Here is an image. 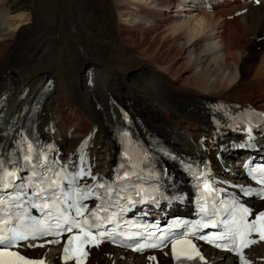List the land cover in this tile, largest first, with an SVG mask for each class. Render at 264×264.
Segmentation results:
<instances>
[{
	"label": "bare ground",
	"instance_id": "1",
	"mask_svg": "<svg viewBox=\"0 0 264 264\" xmlns=\"http://www.w3.org/2000/svg\"><path fill=\"white\" fill-rule=\"evenodd\" d=\"M6 1L0 0V95L7 93L11 103L18 102L19 111L28 98L35 96L45 79L43 74L33 76L42 70L40 64L52 40L46 42L44 53L32 62L29 71L30 66H25L29 61L23 60L20 54L27 31L23 22L27 16L12 14L10 8H6ZM57 1L62 14L52 26L46 24L41 35L65 25L67 30H77L72 19L80 18L83 19L80 22L89 23L88 30H94L96 24L89 21L86 12H95L97 6L93 4L99 3L102 7V1L73 4V10L68 3L65 5L66 0ZM187 2L115 0L119 31H113L109 21L100 17L99 35L105 41L103 38L87 41L99 45V51L84 49V35L78 30L77 39L83 46L84 57L79 67L91 68L93 85L87 84V74H82L81 90L73 86L68 98V84L57 81L43 100L40 111V134L51 143L58 157H66L83 147L97 171H108L115 163L118 141L110 123L130 120L141 132H153L176 151L209 156L218 176L240 179L237 166L232 175L225 172V165L235 153H222L220 161L215 159L216 146H224L237 136L227 123H216L212 112L219 100L264 108V1L259 5L241 4L238 0L218 2L209 10L193 9ZM180 5L189 11L177 15ZM245 7L248 10L236 16L235 13ZM80 28L82 30L83 26ZM115 35L116 44L110 45ZM134 51L140 53L141 62L131 65L129 55ZM25 87L29 88L28 94L20 100L17 97ZM97 103L102 109H96ZM211 137L217 138L218 143H208ZM202 249L207 264H235L207 246ZM56 251L28 252L37 258L44 256L52 264H60L55 258ZM249 253L258 264H264L261 248L256 246ZM162 254L158 253V264H172L170 256ZM148 263L145 256L106 245L91 249L86 262Z\"/></svg>",
	"mask_w": 264,
	"mask_h": 264
},
{
	"label": "rangeland",
	"instance_id": "2",
	"mask_svg": "<svg viewBox=\"0 0 264 264\" xmlns=\"http://www.w3.org/2000/svg\"><path fill=\"white\" fill-rule=\"evenodd\" d=\"M83 1L88 0H66L65 5L67 4L73 10L75 5L81 4ZM102 1V7L99 6V3L93 4L95 5L96 9H100L101 12H86V17L89 21L94 22L96 25L93 27L94 30L89 29V23L84 24L80 21L83 19H72V23L77 24V30H67L68 26L65 25L61 29L58 30H47L46 33L41 35V30L45 28V25L48 24L49 26L54 24V21H57L62 14V8L60 7L57 0H7L6 1V8H10V12L12 14H25L27 17L23 24H25L26 35L24 36L25 39L22 41L24 42V46L21 50V56L23 60H27L25 64L26 67L30 66V70L33 67V63L37 61L38 57H40L44 53V49H46V42L48 40H52L51 45L49 46L48 50L45 52V58L42 60L40 64V68L42 69L33 78H37L40 75L46 74V77H53L55 83L61 80L67 83L66 96L69 98L73 92V86L77 91L81 90L80 84V76L86 74V70L80 69L81 61L84 60V57L81 53L80 42L78 41V30L83 32L84 35V49H94L95 51H99L101 47L99 45H91L87 41H94L99 40L101 37L100 28L98 23V18L106 19L109 21L110 25L112 26L113 31H119L118 20L119 14L116 10L115 0H98ZM78 2V3H77ZM75 4V5H73ZM60 8V9H59ZM177 15H184L186 8L183 5L178 7ZM184 10V11H183ZM79 12V11H78ZM183 17V16H182ZM57 19V20H55ZM29 22V23H27ZM81 24V25H80ZM80 26H83L81 30ZM56 27V26H55ZM70 27V25H69ZM71 29V28H70ZM29 30V31H28ZM45 31V30H44ZM40 35V36H39ZM98 35L99 38L91 39L90 37ZM90 36V37H89ZM111 40L110 45L116 44V35ZM105 38H103V41ZM87 42V43H86ZM45 45V46H44ZM10 47V46H9ZM103 54L110 56V54L103 52ZM124 56V55H123ZM130 56V63L131 65L141 62V55L140 53L134 51ZM83 59V60H82ZM71 70V71H70ZM79 70V71H78ZM43 71H45L43 73ZM81 73V74H80ZM70 74V75H68ZM72 75V76H71ZM85 76V75H84ZM41 77V76H40ZM75 77H77L76 80ZM74 80V85H72ZM68 81V82H67ZM69 84L72 86L69 87ZM70 93V94H69ZM176 132V130H174Z\"/></svg>",
	"mask_w": 264,
	"mask_h": 264
},
{
	"label": "snow or ice",
	"instance_id": "3",
	"mask_svg": "<svg viewBox=\"0 0 264 264\" xmlns=\"http://www.w3.org/2000/svg\"><path fill=\"white\" fill-rule=\"evenodd\" d=\"M27 159V158H26ZM5 177L7 176H14L15 173H5ZM83 175V173H81ZM3 183V188L7 189L9 187H15L14 183H9L6 179L0 181ZM45 191L44 189H40L39 192L35 193L37 197H39L40 193ZM14 199H19V197H16ZM4 201L2 198H0V205H3ZM49 205L44 204L43 207L47 208ZM264 219V212H261L259 216L257 217V220ZM255 223V221H253ZM26 227L30 228L31 230L25 234L24 232L18 231L16 228L9 229L7 233L0 234V264H43V262H35L32 261L24 256H22L17 251H11L10 249L17 246L19 241H24L29 239L31 237L32 239H37L39 236H42L46 233L47 229L44 228H36L35 225H27ZM57 227H60V225H57ZM71 229L69 228L68 231ZM10 233V234H9ZM59 234V233H57ZM91 235V233H89ZM103 235V234H101ZM225 237H218V239H224ZM201 239H204V237H201ZM262 239H264V236H262ZM49 243H59V241H49ZM99 243V241H97ZM252 243H255V241H252ZM29 247H42L43 245H28ZM155 247L156 245H152ZM217 247H220L219 244L216 245ZM247 246V245H246ZM68 248H65V253L68 252ZM230 250V249H229ZM83 255H87L86 252L83 253ZM197 256H199V253H197ZM71 257H65V259H70ZM188 259H192V257H188ZM202 259V257H201ZM79 264V262H78ZM247 264V262H245Z\"/></svg>",
	"mask_w": 264,
	"mask_h": 264
}]
</instances>
